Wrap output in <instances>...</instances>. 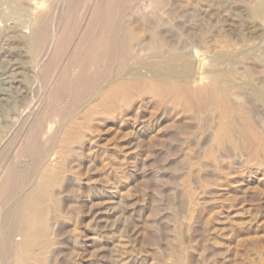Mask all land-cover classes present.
Listing matches in <instances>:
<instances>
[{
  "label": "rangeland",
  "instance_id": "374dc122",
  "mask_svg": "<svg viewBox=\"0 0 264 264\" xmlns=\"http://www.w3.org/2000/svg\"><path fill=\"white\" fill-rule=\"evenodd\" d=\"M42 1L0 0V183L11 163L30 166L28 131L40 120L53 125L42 138L48 169L31 168L13 192L0 186V212L31 204L34 193L41 206L36 236L12 233L0 264H264V153L243 127L249 118L264 141V0ZM97 18L122 19L135 35L128 51L72 63ZM52 37L64 44L46 75ZM154 56L160 66H149ZM105 67L115 81L157 71L221 95L231 109L221 118L204 97L185 110L135 88L111 100L97 74ZM81 72L92 84L75 86ZM15 241L27 249L16 254Z\"/></svg>",
  "mask_w": 264,
  "mask_h": 264
},
{
  "label": "bare ground",
  "instance_id": "6f19581e",
  "mask_svg": "<svg viewBox=\"0 0 264 264\" xmlns=\"http://www.w3.org/2000/svg\"><path fill=\"white\" fill-rule=\"evenodd\" d=\"M77 1L78 0H70L69 4L73 3V5H74L77 3ZM153 2H155V0H153ZM109 3H112V1L109 0ZM96 6H99V4L98 5L96 4ZM101 11H102V9H101ZM260 11L264 12V2H262V6H261ZM123 19H124V17H123ZM91 20H93V19H91ZM96 21H98V23H96ZM90 22L91 23H89L86 26V28L84 29V32H83L84 42L80 43L81 42L80 41L74 46L72 53H71L72 55L70 54L71 59H73V60L72 61L70 60V61L72 63L94 64V63H96L95 62L96 60L102 61V60H106V59L107 60H113V59L123 58L124 52L128 51V49H129L127 47V43L132 42L135 38V35L132 33L131 30L124 28V25L122 23L123 22L122 19L120 18L118 20V22H114V23H111V22L102 23V22H100V18H97L93 22L92 21H90ZM63 25H62V28H63ZM97 26H99L98 29L96 28ZM62 28L60 31H62ZM76 28H75V30H76ZM150 29H151V27H150ZM66 31H67V29H66ZM35 32H34V34H35ZM81 35H82V32H81ZM58 36L59 35H57L56 38H59ZM53 37H52V40H51L49 46L45 47L46 50L44 49L45 55L49 56V58L43 64V68H42L43 73L46 75L49 74L50 72H52L51 69H54L53 66L60 56V54H59V52H61L60 47L64 44V40H62V39L57 40V41L55 40L56 42H53ZM156 38H157V34L154 32L152 34V41L155 42ZM45 39H46L45 29L43 28V30H39L35 34L33 44H32L33 48H36V46H39V44ZM79 40H80V38H79ZM49 41H50V38H49ZM139 54H141V53H139ZM45 59H46V57H45ZM68 62H69V58H68ZM116 62H117V60H116ZM161 63H162L161 58L159 56H154L152 58L151 62L149 63V66H156L157 67V66H160ZM107 68L108 67L102 68L101 70H99L97 72V74H98V78H99L100 82L101 81L106 82L107 84L110 85L107 93L110 95L111 100H116V99L128 100L133 95V92H134L133 90L135 88V89H138V91H141L143 93L144 92L145 93H151L155 97H160V98L170 97V99L173 102H176V104L179 106L180 105L183 106L185 108V110L192 109L194 104H192L191 102L197 101V99H203V97H204L209 103L214 102L216 104V105L213 104V106L210 108L212 111H213V109H215L221 118H222V116H224L225 113H227L231 109V107L229 106V103L226 102V100H224V98L221 97V95L215 96L214 94H212L213 92L211 93L209 90L192 89L188 85H185V84L176 86L174 83L164 79V77H162L161 73L157 72V71H152L151 77L148 78L146 72L142 73V71L137 69V70H135V73H134L135 79H132L131 77H126L127 79H125V77H124L125 75L122 72L121 75H124V76L121 77L120 79L117 78V79H119V81H115L116 78H111V74ZM195 68H196V66H195ZM83 74H84V72H81L79 75L76 76L75 86L79 85L81 82H87L89 85L92 84L91 81L84 80ZM116 74H118V73H116ZM119 74H120V72H119ZM66 77H67V71H63L62 72V80L64 81V79ZM112 77H113V74H112ZM170 77H172V76H170ZM186 78L189 79L188 77H186ZM186 78L184 80L188 81V80H186ZM193 78H195V77H193ZM198 79H200V76H198ZM181 80H182V78H181ZM99 81L97 80L94 83H96V85L98 86ZM193 81H195V80H193ZM182 82L185 83L184 81H182ZM98 87H99V90L102 89L101 88L102 86L99 85ZM244 117H246V115ZM37 122H38V120H37ZM42 123L40 120V122L35 124V126H33L31 128V130L28 131V132H30L29 135L32 138V143L29 147L26 146L25 149L24 148L22 149V150H24L23 152L27 153V151H29V152H31V154H33V156H31L29 158L30 166L29 167L26 166V168L24 169L23 166L19 165V167H18V164L15 166V164L11 163V161H10L11 164L8 167V172H7L6 176L3 178L2 182L0 183V186H2L1 188H3V187L9 188L10 187V188H12L10 191L13 192V191H15L14 186H15V184H17L18 181H21V180L23 182L26 181V177L29 176V175H27L28 174L27 172L31 168L35 169V167H38V169H39V166L40 167L42 166L43 169H44V167L48 169V167L50 166V160L53 157L51 155L47 156V158L49 157V159L46 160L47 158L45 155L50 150L45 147V145H44L45 143L42 142V140H43L42 138L43 137L45 138L47 133H49L51 131V128L53 125H52V121L50 122L48 120H47L46 126H44ZM75 127H76V125H75V123H73L69 126L68 129H66V131H69L70 128H75ZM243 127H244L245 132L250 133V136H255V138L257 139L255 144H254L255 150H257L256 152H259V153L263 152L264 153V141L261 139V136L258 134V132H256L254 130L253 126L251 125V121L249 120V118L246 117L244 119V126ZM247 133L245 134L246 135L245 142L250 143L251 140H250V137L247 135ZM222 139H223V136H219L218 134L215 137V141L219 145H220V142ZM60 145H61V143H60ZM213 150L214 149L211 148L209 150V154H211L213 152ZM50 153H51V151H50ZM15 159H17V158H15ZM55 160H57V159H55ZM21 162L19 161V163H21ZM33 172L35 173V171H33ZM40 174H42V173H40ZM29 197L28 198L30 199V201L32 199L31 204H28V205L25 204V205H22V207H20L18 205V203L11 205V204H13V202H12L11 204H9L11 206L5 208V210L3 212H0V226H1V229L3 231L1 234L2 236L0 235V244H1L0 255L1 254L3 255L6 252V250H7V248H5L6 245L12 244V241H11L12 233L23 234L28 229H31V236H36V234H37V228L34 227L36 225V222H37V220H36L37 217L35 215V212L41 208L40 201L36 200L35 197H38V195H36L35 193L31 194ZM20 198H22V197H20ZM6 205H8V204H6ZM5 235H8V236L6 237ZM13 245L15 246V249H13V250L16 252V254H19L20 251L25 248V246L19 247V245L17 244L16 241L13 243ZM25 249H27V248H25Z\"/></svg>",
  "mask_w": 264,
  "mask_h": 264
}]
</instances>
